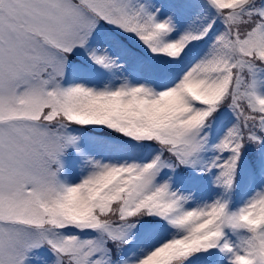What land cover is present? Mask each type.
Masks as SVG:
<instances>
[{
	"label": "snow or ice",
	"instance_id": "1",
	"mask_svg": "<svg viewBox=\"0 0 264 264\" xmlns=\"http://www.w3.org/2000/svg\"><path fill=\"white\" fill-rule=\"evenodd\" d=\"M0 264H264V0H0Z\"/></svg>",
	"mask_w": 264,
	"mask_h": 264
}]
</instances>
